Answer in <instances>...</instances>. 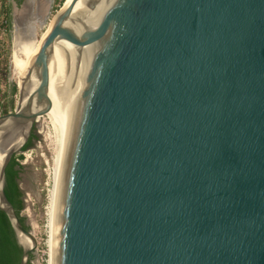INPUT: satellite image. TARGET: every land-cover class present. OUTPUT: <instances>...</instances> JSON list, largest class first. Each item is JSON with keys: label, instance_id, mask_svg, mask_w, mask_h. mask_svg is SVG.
<instances>
[{"label": "water", "instance_id": "95a60500", "mask_svg": "<svg viewBox=\"0 0 264 264\" xmlns=\"http://www.w3.org/2000/svg\"><path fill=\"white\" fill-rule=\"evenodd\" d=\"M66 3L0 115L20 264L5 172L50 100L51 264H264V0Z\"/></svg>", "mask_w": 264, "mask_h": 264}, {"label": "rangeland", "instance_id": "374dc122", "mask_svg": "<svg viewBox=\"0 0 264 264\" xmlns=\"http://www.w3.org/2000/svg\"><path fill=\"white\" fill-rule=\"evenodd\" d=\"M28 1V0H26ZM47 10L44 12V27L38 30L41 38L49 29L54 17L56 0H49ZM10 6L11 27H6V8ZM50 6V7H49ZM61 9V8H60ZM59 9V10H60ZM21 11V10H20ZM19 10L13 7L12 0H0V115L3 113L4 104L11 98L10 86L18 84L12 62L14 18ZM16 13V14H15ZM47 13V14H46ZM8 69V73H6ZM8 94V95H7ZM19 94L15 96L13 112L17 106ZM37 121V134L34 146L21 153L20 160L24 165L21 174L20 186L24 192L26 216L31 231L37 239V248L34 251V264H48L49 260V217L51 212V198L54 188L55 167L58 157V145L47 116H42Z\"/></svg>", "mask_w": 264, "mask_h": 264}, {"label": "bare ground", "instance_id": "6f19581e", "mask_svg": "<svg viewBox=\"0 0 264 264\" xmlns=\"http://www.w3.org/2000/svg\"><path fill=\"white\" fill-rule=\"evenodd\" d=\"M70 0H67V3ZM49 0H28L25 6L22 7L15 15V24L13 31V55L12 62L14 65V73L18 78V85H20L21 79L28 69L33 56L41 46L42 40L46 33L41 38L38 36V30L44 27V12L47 10ZM64 5V4H63ZM50 7V6H49ZM47 14V13H46ZM14 22V21H13ZM53 24V21L51 25ZM50 25V26H51ZM50 28V27H49ZM52 125V129L58 145V157L55 167L54 188L51 198V212L49 217V235H48V247H49V260L48 264H51V232H52V219L53 209L55 201V193L58 178V169L60 154L62 148L63 132H64V113L60 106L54 101L50 100V110L47 114ZM40 119L37 121L39 122ZM25 240V239H24Z\"/></svg>", "mask_w": 264, "mask_h": 264}, {"label": "trees", "instance_id": "16d2710c", "mask_svg": "<svg viewBox=\"0 0 264 264\" xmlns=\"http://www.w3.org/2000/svg\"><path fill=\"white\" fill-rule=\"evenodd\" d=\"M65 0H56L54 12L57 13L62 8ZM6 27H11V11L10 6L6 8ZM8 73V69H6ZM8 95V94H7ZM18 95L17 84L14 83L10 86V96L6 104H4L3 115L9 113L10 109L14 108L15 96ZM32 138V137H31ZM30 141V140H29ZM31 142H28L24 149L29 148ZM22 155H14L5 172V187L4 192L9 202L15 208L17 215L24 228L28 231L31 230L30 225L27 222L26 216L23 215L25 209L24 192L20 186V175L24 169V165L21 163ZM23 249L17 242L15 231L11 225V222L5 212L0 210V264H20ZM34 253L30 255L27 264H34Z\"/></svg>", "mask_w": 264, "mask_h": 264}, {"label": "flooded vegetation", "instance_id": "af4514ba", "mask_svg": "<svg viewBox=\"0 0 264 264\" xmlns=\"http://www.w3.org/2000/svg\"><path fill=\"white\" fill-rule=\"evenodd\" d=\"M12 3H13V7H15L16 6V8L20 11L21 9H23L22 7L24 6V4H26V0H12ZM1 115H3L2 113H1ZM37 125H38V123H35V125H34V127H33V129H32V133H31V135H30V137H29V139H28V141H27V143L28 142H31V144L29 145V148H27V149H24L25 148V146H26V144L24 145V147L22 148V150L18 153V154H16V155H20L21 153H23V152H25V151H27V150H29L30 148H32L33 146H34V143H35V141H36V139L38 138V134H37ZM32 137V138H31ZM30 140V141H29ZM22 174V173H21ZM20 177H21V175H20ZM17 242H18V244L21 246V244L19 243V241L17 240ZM22 247V246H21Z\"/></svg>", "mask_w": 264, "mask_h": 264}]
</instances>
